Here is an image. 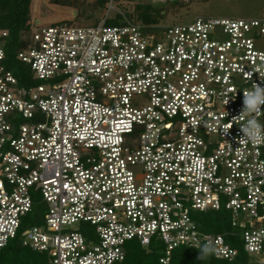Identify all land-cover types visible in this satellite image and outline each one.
Segmentation results:
<instances>
[{
  "label": "built area",
  "instance_id": "2783aa9c",
  "mask_svg": "<svg viewBox=\"0 0 264 264\" xmlns=\"http://www.w3.org/2000/svg\"><path fill=\"white\" fill-rule=\"evenodd\" d=\"M108 20L33 32L18 54L28 86L7 69L0 30V252L19 238L49 264H123L129 242H159L170 264L211 241L217 260L264 264V139L240 142L243 91L264 87L252 72L264 71V13ZM252 116L264 125V107ZM37 203L44 224L21 232ZM221 211L231 232L200 230L194 214Z\"/></svg>",
  "mask_w": 264,
  "mask_h": 264
},
{
  "label": "trees",
  "instance_id": "16d2710c",
  "mask_svg": "<svg viewBox=\"0 0 264 264\" xmlns=\"http://www.w3.org/2000/svg\"><path fill=\"white\" fill-rule=\"evenodd\" d=\"M33 0H0V30L8 32V38L3 43L6 53V67L19 80L21 86H28L32 83V75L29 67L18 59V54L29 44L26 35L31 27V6ZM100 7H105V1L98 0ZM177 4L174 3V5ZM135 23L144 25H155L158 17L163 16V10L151 5H142L135 8ZM107 25H123L119 19L108 20ZM99 24V22H97ZM96 24V25H97ZM45 206L37 203L32 212L24 219L21 232L29 227L42 226L44 224ZM200 230L209 234H227L232 231L229 215L226 212H208L194 214ZM228 242L235 248L241 249V244L231 236L227 237ZM126 258L123 264H160L162 250L153 243L149 248L142 247L139 242L131 241L126 247ZM199 249L181 247L175 249L170 264H228L225 261L217 260L213 255L198 259ZM243 254L241 259H243ZM0 264H49L45 254H40L24 247L20 239H14L0 252Z\"/></svg>",
  "mask_w": 264,
  "mask_h": 264
},
{
  "label": "rangeland",
  "instance_id": "374dc122",
  "mask_svg": "<svg viewBox=\"0 0 264 264\" xmlns=\"http://www.w3.org/2000/svg\"><path fill=\"white\" fill-rule=\"evenodd\" d=\"M98 0H33L31 6L30 35L42 28L60 23H68L80 27L96 26L106 16L111 20H136L135 8L151 5L163 10L158 23L153 26H170L189 24L197 18L209 19H255L264 13V0H115L114 10L108 5L100 7ZM174 5V3H176ZM141 24V23H138ZM264 50V39L257 43ZM73 229H77L74 226ZM156 246L161 251L163 245ZM163 251V250H162ZM261 261L260 258L255 260Z\"/></svg>",
  "mask_w": 264,
  "mask_h": 264
},
{
  "label": "clouds",
  "instance_id": "9594fccd",
  "mask_svg": "<svg viewBox=\"0 0 264 264\" xmlns=\"http://www.w3.org/2000/svg\"><path fill=\"white\" fill-rule=\"evenodd\" d=\"M252 72L258 73L261 80L264 81V71H261L260 67H256ZM247 75L251 77L252 73H248ZM243 96V111L241 115L247 114L251 118L247 119L246 123L241 127L243 135L240 138V142L257 143L261 139H264V125L259 123L252 114L258 112L261 107H264V87L254 82L251 89L243 91ZM227 103L228 100L225 101V104ZM227 132L228 129L226 127L225 134ZM198 249L200 251L198 259H203L216 253V248L211 241L203 244Z\"/></svg>",
  "mask_w": 264,
  "mask_h": 264
},
{
  "label": "bare ground",
  "instance_id": "6f19581e",
  "mask_svg": "<svg viewBox=\"0 0 264 264\" xmlns=\"http://www.w3.org/2000/svg\"><path fill=\"white\" fill-rule=\"evenodd\" d=\"M155 1H157V0H155Z\"/></svg>",
  "mask_w": 264,
  "mask_h": 264
}]
</instances>
